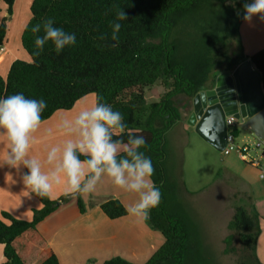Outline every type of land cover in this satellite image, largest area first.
<instances>
[{
	"label": "trees",
	"instance_id": "trees-1",
	"mask_svg": "<svg viewBox=\"0 0 264 264\" xmlns=\"http://www.w3.org/2000/svg\"><path fill=\"white\" fill-rule=\"evenodd\" d=\"M247 0H34L32 17L22 34V45L30 61L16 60L6 77L0 74V97L24 93L44 99L42 121L59 111H70L88 95L122 113L128 129L143 135L147 144L140 150L150 157L155 169L152 182L161 191V202L149 213L148 222L165 239L145 264H221L218 254L204 237L202 222L183 213L185 196L191 195L183 181L182 161L172 158L169 132L193 111V100L204 89H212L217 77L244 62L240 28ZM16 0H0L13 16ZM123 9L119 43L112 47L110 24ZM52 18L56 26L77 36L75 45L57 54L51 42L39 55L32 27ZM43 33L41 32L40 35ZM8 35L6 19L0 21V50ZM239 43L241 54L228 57L221 42ZM262 73L264 51L249 58ZM246 61V60H245ZM164 90L160 101L148 103L146 91L155 85ZM179 98L190 103L178 105ZM236 136L238 131L236 130ZM115 139V137H114ZM123 139H127L126 136ZM82 159L84 157H81ZM221 176V175H219ZM42 208L31 221L7 212L0 217L2 264H28L35 247L45 239L38 226L72 196L38 197ZM234 205V215L224 239V256L238 258L236 264H262L258 245L264 221V202ZM243 199V198H242ZM241 199V200H242ZM80 212L85 213L78 198ZM112 220L128 216L126 206L110 199L101 205ZM36 264H60L56 253L44 247ZM104 264H133L114 257Z\"/></svg>",
	"mask_w": 264,
	"mask_h": 264
},
{
	"label": "clouds",
	"instance_id": "clouds-1",
	"mask_svg": "<svg viewBox=\"0 0 264 264\" xmlns=\"http://www.w3.org/2000/svg\"><path fill=\"white\" fill-rule=\"evenodd\" d=\"M243 12L245 22L255 16L264 20V0H247ZM126 20L127 14L120 9L110 24L112 47L119 43L120 22ZM31 31L36 55L49 42L57 54L77 42L75 33L57 27L52 18L35 24ZM46 108L44 99L29 98L22 92L0 97V134L7 142V150L0 154V167L19 169L23 165L27 169L21 176L23 184L41 198L51 197L57 186H62L65 196L90 194L106 176L125 192L137 194V201L128 205L126 212L147 221L150 211L159 206L162 194L151 180L155 171L152 160L140 150L147 144L146 138L133 134L122 113L97 96L91 106L58 119L54 128L68 139L51 146L42 160L30 156L29 151L36 143L35 133L43 123ZM52 135L53 128H48L43 139L49 140Z\"/></svg>",
	"mask_w": 264,
	"mask_h": 264
},
{
	"label": "crops",
	"instance_id": "crops-1",
	"mask_svg": "<svg viewBox=\"0 0 264 264\" xmlns=\"http://www.w3.org/2000/svg\"><path fill=\"white\" fill-rule=\"evenodd\" d=\"M240 35L243 51L247 58L245 60L259 51H264V20H261L259 16L253 17L250 22L244 21L241 24ZM8 50L9 48L5 45L0 50V57L4 56ZM17 58L12 59L6 68L2 66L4 62H0V74L3 77L8 75L11 65ZM88 96L81 99L72 110L59 111L42 123L40 129L35 133L36 143L29 151L30 156H39L43 160L45 157L43 152L46 155L51 146L68 139V137L59 135L54 127L61 116L75 115ZM198 122V117L190 114L182 123L186 132L196 134ZM239 125L243 127L242 123ZM48 128H53V135L51 139L45 141L43 136ZM200 139L199 145L211 153L216 158L215 163H217L219 158L217 150L202 138ZM6 148V139L0 134V154ZM26 171L27 169L23 165L19 169L10 168L7 165L0 167V216L3 212H7L17 219L31 221L33 211L42 208L40 201L31 194L21 180V176ZM249 171L251 173L250 168L249 170L245 169L244 175ZM262 175L261 173L260 176L262 177ZM63 195L62 186H57L54 188L51 197L53 200H57ZM240 196L242 195L240 194ZM72 197L38 226L45 242L35 247V250L38 251L35 252L34 250L36 255L33 256L32 254L28 264H36L39 261L44 247L51 248L56 253L60 264H104L114 257H121L133 264H145L165 242L162 233L152 228L148 220H137L129 215L112 220L102 212L101 205L110 199L119 200L126 208L138 199L137 194L125 192L113 185L106 176L101 178L92 193L76 195L74 196L75 199ZM79 197L85 206V213L83 214L78 207ZM253 202L254 204L262 203L264 199ZM261 251L260 239L258 256L264 264V255ZM5 260L4 247L0 246V264L4 263Z\"/></svg>",
	"mask_w": 264,
	"mask_h": 264
},
{
	"label": "rangeland",
	"instance_id": "rangeland-1",
	"mask_svg": "<svg viewBox=\"0 0 264 264\" xmlns=\"http://www.w3.org/2000/svg\"><path fill=\"white\" fill-rule=\"evenodd\" d=\"M16 1L13 16H10L7 12L6 5L2 6L0 12V21L6 19L8 23V35L5 45L9 50L4 56L0 57V62H4L3 68H6L8 63L16 57H18L16 60L21 59L31 62L30 56L22 45V34L31 20V6L34 0ZM22 29L24 30L22 31ZM221 50L228 57L241 54L239 43L235 41H222ZM9 51L10 53H8ZM163 93L162 85H155L146 91V100L148 103H153L156 100L160 101ZM95 100L96 95L91 94L80 106L84 107L87 104L91 106ZM178 105L185 108L186 113L189 112V101L179 98ZM183 126L184 124L181 123V125L173 128L168 135L172 158L177 162L182 161L183 181L191 194L185 196L182 211L184 214H191L195 221L202 222L204 237L218 254L221 264H236L238 258L222 254L225 248L224 239L230 233L228 224L234 215L235 204H240L243 200L242 204H250L245 195L250 197L252 201L264 199V176L263 178L260 176L261 173L264 175V166L262 169L253 168L248 162L242 160L237 152L226 156L218 150L219 158L215 163L216 158L199 145L201 137L197 133L186 132ZM237 131L236 143L241 146L249 145L251 155L253 157L260 156L264 149V146L258 147L261 140L240 125L237 126ZM43 155L45 156V152H43ZM249 168L251 173L249 171L244 175V170H249ZM72 199H75V197H72ZM262 210L264 211V207ZM261 229V237L263 236L260 237L261 252L264 255V222L261 223ZM36 251L38 250L36 249ZM35 252L33 256L36 255Z\"/></svg>",
	"mask_w": 264,
	"mask_h": 264
},
{
	"label": "water",
	"instance_id": "water-1",
	"mask_svg": "<svg viewBox=\"0 0 264 264\" xmlns=\"http://www.w3.org/2000/svg\"><path fill=\"white\" fill-rule=\"evenodd\" d=\"M191 114L199 120L196 133L220 152H224L228 144L226 119L230 115L264 142L262 73L250 59L233 71L221 73L212 89L194 98Z\"/></svg>",
	"mask_w": 264,
	"mask_h": 264
},
{
	"label": "built area",
	"instance_id": "built-area-1",
	"mask_svg": "<svg viewBox=\"0 0 264 264\" xmlns=\"http://www.w3.org/2000/svg\"><path fill=\"white\" fill-rule=\"evenodd\" d=\"M227 126H228V144L223 152L224 155H231L233 152H237L240 158L253 167L262 169L264 166V149L260 156L253 157L250 153L251 147L249 145L241 146L236 143V130L237 126H239L238 120L234 115H230L227 117ZM264 146V142L261 141L258 147L261 148ZM264 175H262L263 178Z\"/></svg>",
	"mask_w": 264,
	"mask_h": 264
},
{
	"label": "flooded vegetation",
	"instance_id": "flooded-vegetation-1",
	"mask_svg": "<svg viewBox=\"0 0 264 264\" xmlns=\"http://www.w3.org/2000/svg\"><path fill=\"white\" fill-rule=\"evenodd\" d=\"M239 123V122H238ZM240 124V123H239Z\"/></svg>",
	"mask_w": 264,
	"mask_h": 264
}]
</instances>
